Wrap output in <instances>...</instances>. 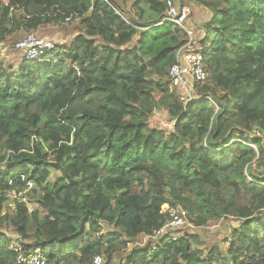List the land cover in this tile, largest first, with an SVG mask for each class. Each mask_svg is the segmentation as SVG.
Returning a JSON list of instances; mask_svg holds the SVG:
<instances>
[{"label":"trees","instance_id":"obj_1","mask_svg":"<svg viewBox=\"0 0 264 264\" xmlns=\"http://www.w3.org/2000/svg\"><path fill=\"white\" fill-rule=\"evenodd\" d=\"M169 1L201 35L193 100L170 83L187 37L165 0H0V264H20L15 247L47 264H264V0ZM50 28L57 62L18 64L16 43ZM178 206L187 222L153 238ZM223 221V244L191 228Z\"/></svg>","mask_w":264,"mask_h":264},{"label":"built area","instance_id":"obj_2","mask_svg":"<svg viewBox=\"0 0 264 264\" xmlns=\"http://www.w3.org/2000/svg\"><path fill=\"white\" fill-rule=\"evenodd\" d=\"M167 21L179 26L186 33L187 40L179 48L174 63L169 68V79L172 87H181L188 95L189 100L194 99L195 83H203L208 78V72L204 60V54L196 43L193 31L187 26V20L192 10L190 6L184 5L182 8L168 1ZM71 17L67 19L69 21ZM15 48L23 51V57L26 61L43 60L54 58L52 51L55 48V42L49 38H39L36 33H30L22 40H19ZM54 61L57 60L54 58ZM8 196L16 198L14 191L9 192ZM23 201L27 202L26 198ZM32 211L33 207L29 204ZM170 214L169 222L163 226L157 234H164L168 228L178 227L187 222V212L181 207H171L168 209ZM170 231V230H169ZM168 231V232H169ZM167 232V233H168ZM165 233L164 235H166ZM17 251V261L20 264H47V258L43 252L36 249L33 252H26L21 247H15ZM90 264H103V258L96 256Z\"/></svg>","mask_w":264,"mask_h":264},{"label":"rangeland","instance_id":"obj_3","mask_svg":"<svg viewBox=\"0 0 264 264\" xmlns=\"http://www.w3.org/2000/svg\"><path fill=\"white\" fill-rule=\"evenodd\" d=\"M133 12H134V8H133ZM193 22L195 24L196 20L195 17H193ZM194 24H189L188 26L191 28V30L193 31V35L194 37L197 39L198 37L200 38V33L197 32L196 27L194 26ZM52 30H55V28H50L47 30H44V33L40 35V33H38V37L41 38H50V39H57L59 33H55ZM73 35L68 34V33H64V37H69L71 38ZM3 46H1L2 49ZM16 49V48H15ZM17 51V52H16ZM15 54L17 55V59L19 60V63H22L24 61V57H23V51L16 49ZM17 64V65H18ZM154 122H157L160 126H167L169 128H171V124L168 122L167 120V116L163 113V111H156V115L153 118ZM234 223V222H233ZM233 223L230 225V221H223L221 223H217V224H211L206 228H201V229H197V228H193L195 229L196 232L200 233L201 238H203L206 242V245H212L213 243L216 242H220V244L222 243V240L230 235V231L231 228H233L236 224ZM230 225V226H229ZM233 225V226H232ZM170 230V228H168V230L165 231V233H167ZM174 231V228H173ZM164 233V234H165ZM164 234H156L155 237L153 238H157L158 236H163ZM152 238V239H153ZM149 240H151V237H144L142 239V241L140 242V244H146ZM123 256V253L121 252V254L117 255V259L120 260V257Z\"/></svg>","mask_w":264,"mask_h":264},{"label":"crops","instance_id":"obj_4","mask_svg":"<svg viewBox=\"0 0 264 264\" xmlns=\"http://www.w3.org/2000/svg\"><path fill=\"white\" fill-rule=\"evenodd\" d=\"M140 13H141V11L138 7L134 8V12H133L134 15L139 16ZM200 27H201V25H200Z\"/></svg>","mask_w":264,"mask_h":264},{"label":"water","instance_id":"obj_5","mask_svg":"<svg viewBox=\"0 0 264 264\" xmlns=\"http://www.w3.org/2000/svg\"><path fill=\"white\" fill-rule=\"evenodd\" d=\"M168 1H169V0H165V3H166L167 8L169 9Z\"/></svg>","mask_w":264,"mask_h":264},{"label":"clouds","instance_id":"obj_6","mask_svg":"<svg viewBox=\"0 0 264 264\" xmlns=\"http://www.w3.org/2000/svg\"><path fill=\"white\" fill-rule=\"evenodd\" d=\"M50 39V38H49ZM52 40V39H51ZM24 61H26V60H24Z\"/></svg>","mask_w":264,"mask_h":264}]
</instances>
